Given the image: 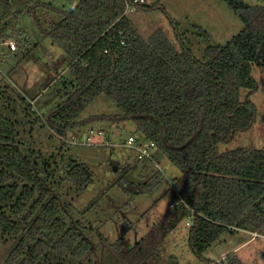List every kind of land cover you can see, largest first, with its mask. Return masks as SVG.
<instances>
[{"label": "trees", "instance_id": "1", "mask_svg": "<svg viewBox=\"0 0 264 264\" xmlns=\"http://www.w3.org/2000/svg\"><path fill=\"white\" fill-rule=\"evenodd\" d=\"M69 1L76 4L67 11L27 0L43 34L68 60L64 98L48 113L50 127L64 136L78 125L110 121L153 140L157 152L179 170L171 178L173 185L193 209L185 226L189 251L205 264H245L234 252L219 261L204 252L234 227L264 239V149H218L257 118L250 95L258 88L252 66L264 65V0H227L243 26L225 44L205 47L204 60L186 44L170 16L173 40L161 29L147 37L132 30L126 1L154 10L146 0ZM36 7L55 12L59 20L44 28ZM242 88L247 89L243 99ZM101 93L118 111L81 116ZM107 138L116 139L108 132ZM36 153L25 149L15 123L0 112V227L15 242L4 264H53L67 253L81 258L91 247L48 184L54 171ZM67 167L65 178L76 190L91 180L83 164L73 161ZM158 181L159 173L150 183H127L126 188L148 192ZM171 192L169 187L164 196ZM97 201L92 199L81 212ZM188 214L182 206L171 208L134 244L119 237L114 249L127 264H143ZM166 264L180 262L173 254Z\"/></svg>", "mask_w": 264, "mask_h": 264}, {"label": "rangeland", "instance_id": "2", "mask_svg": "<svg viewBox=\"0 0 264 264\" xmlns=\"http://www.w3.org/2000/svg\"><path fill=\"white\" fill-rule=\"evenodd\" d=\"M40 1L67 11L76 4L69 0ZM146 2L154 4L155 9L145 11L134 6L126 12L132 30L147 37L154 30L161 29L173 40L170 16L177 23L186 44L203 60L205 47L225 44L243 26L238 13L227 0ZM34 11L46 29L60 18L55 12L42 7H36ZM2 28L19 44L22 56L19 57L18 50L10 51L8 41L0 47L5 50L0 53V112L15 123L25 149L35 153L38 151L42 158L40 161L44 160L48 163L47 169L54 171L53 179L48 182L52 192L68 211V219L76 223L81 235L88 238L91 244L83 257L67 253L53 264H127L114 249V243L120 237L134 244L171 209L169 202L173 195L171 192L164 196L169 184L163 173L171 179L180 174L179 170L156 149L154 158L158 167L149 160L138 159L135 150L129 147L79 142L83 140L82 132L91 129L100 131L97 135L103 133L96 137L103 143L108 140L107 132L112 138L116 137L115 141H118L117 137L125 138L130 134L131 126L122 123L99 120L75 126L67 130L64 136L57 134L50 127L47 116L64 98L66 84L63 85V82L69 79L66 55L43 34L35 17L28 11L27 0H0V30ZM13 28L18 32V37ZM252 74L258 82L257 90L250 95L257 108L256 121L249 129L238 131L232 140L220 142L219 151L248 146L264 149V65L254 63ZM246 92V88L240 90L241 99ZM117 111L115 102L101 93L88 104L81 116ZM135 136L141 137L138 133ZM73 161L86 166L92 176L86 186L79 190L65 178L67 164ZM158 173L159 181L148 192L134 193L129 187L126 188L127 183L136 186L150 183ZM95 197L97 203L82 213V208ZM186 225V219L180 221L159 251L156 250L143 264H166L173 254L180 264H205L188 249ZM14 243V239L0 227V264H4ZM231 252L237 254L245 264H264V239L234 227L224 232L204 252V256L219 261Z\"/></svg>", "mask_w": 264, "mask_h": 264}, {"label": "built area", "instance_id": "3", "mask_svg": "<svg viewBox=\"0 0 264 264\" xmlns=\"http://www.w3.org/2000/svg\"><path fill=\"white\" fill-rule=\"evenodd\" d=\"M132 2L142 3V2H145V0H132ZM132 9H133V6L130 4L129 1H126V11L125 12L132 10ZM8 46L10 49L16 50L18 43H16L13 40H9ZM99 132L100 131L93 130V129H91L89 132H82L83 140L79 142L90 143V144H104L106 146L118 145V146L129 147L135 150L138 159L149 160L153 162L156 167H158V164L154 158V150L156 148H155V143L153 140L136 137L135 135L130 134L123 140L111 141L108 139V140H104V143H103V142L98 141L99 138H96V137H100L99 135H103V133H100L99 135H97ZM73 141L75 142L76 140H73ZM163 177L168 181L169 187L172 188L173 194H174L173 199L169 202L170 208H174L176 206H179V207L182 206L186 210L190 211V214H188L186 218V224L189 225L192 219L191 214L193 213V209H191V207L184 201L180 193L175 189L173 185L174 181L168 178L164 173H163Z\"/></svg>", "mask_w": 264, "mask_h": 264}, {"label": "crops", "instance_id": "4", "mask_svg": "<svg viewBox=\"0 0 264 264\" xmlns=\"http://www.w3.org/2000/svg\"><path fill=\"white\" fill-rule=\"evenodd\" d=\"M14 29V32H15V34H16V36L18 37V32L16 31V29L15 28H13ZM9 40H12L11 38H10V36H8V34L6 33V31H5V28H2L1 30H0V47H1V45H4L5 44V41H9ZM9 47V46H8ZM10 49V48H9ZM16 50H18V53L20 54V52H19V44H18V46H17V49ZM16 50H12V49H10V51H16ZM5 50L3 49V50H1V48H0V53L1 52H4ZM20 57V56H19Z\"/></svg>", "mask_w": 264, "mask_h": 264}]
</instances>
